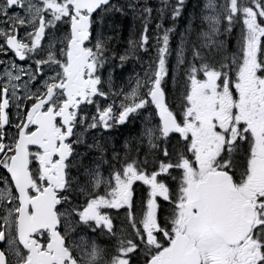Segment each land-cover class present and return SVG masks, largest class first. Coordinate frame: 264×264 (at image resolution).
I'll return each instance as SVG.
<instances>
[{"label":"flooded vegetation","instance_id":"1","mask_svg":"<svg viewBox=\"0 0 264 264\" xmlns=\"http://www.w3.org/2000/svg\"><path fill=\"white\" fill-rule=\"evenodd\" d=\"M51 35L55 36L56 31ZM106 38L108 42V37ZM90 41L91 39H89L88 43H90ZM106 49H108L107 45ZM35 63L36 66L32 64V66H29V70L34 72L39 78L43 75L53 76L54 74L52 71L55 70L58 71L56 74L60 75L61 65L59 64L40 58H38ZM252 73L253 72L250 73V81L247 79L243 82L238 81L236 83L231 82V80L225 82L223 79H219L215 76L211 79L212 83H210V86L207 85L208 83H205L203 86H207L200 90V93L204 91L202 93L203 98L201 97V104L196 106L194 97H189L183 111L186 117L198 116L199 113L207 117H210L212 114L215 119L216 117L213 113L217 116L218 127L216 126V130L219 137L215 152L216 157L212 159V161H202L204 164L202 167H205L203 175L201 174L202 176L209 172L225 171L234 180L236 170L234 171L233 168H243L245 172L243 181L240 178L233 188L236 195L243 202L250 203L252 207L250 216L254 225L250 236L237 246L229 247L224 245L222 241H218L219 264H264V157L259 158L260 161H251V152H256L257 145L264 151V114L257 113L256 111L253 112L252 110L255 107L264 105V80H252ZM62 75H64V70ZM59 81L58 78H53L50 84L59 83ZM170 84L171 80H166L159 82L158 86L164 92L166 99H168V108L175 113L178 111V103L175 98L176 90L170 91ZM48 87L45 90H47ZM89 91L91 92V90ZM146 96L147 98L144 95L141 96L144 102L138 99V107L141 109L142 113H147L150 108L148 95ZM54 97L55 95H52L50 102H48L49 104L43 107V113H46L48 108H53V113L60 108L62 98L56 105L54 104ZM45 98L46 93L39 97L40 100L37 101V105L41 104L42 100ZM95 99H97L96 102L89 106L87 114H85L80 126V119L77 118L85 104L73 112L74 132L70 142H68V146L72 151V156L70 160L65 163L63 168L65 186L62 193L59 194L60 203L65 202L67 197H71L74 203L75 201L77 202V197L90 196L92 194L108 197V193L112 192V182L110 173H108V169L112 168V165H108V163H115V161H108V97L100 95V98L96 97ZM34 113L38 112L35 111ZM127 114L126 125H130L133 120V117L129 116L131 110H128ZM29 115L34 118L33 113H29ZM217 121L215 122L217 123ZM9 122H11L10 117H8V125ZM210 124L212 123L210 122ZM80 128L83 129V132L91 134L94 141H90V144L82 146L81 139L77 136ZM124 128L127 136L124 137L119 147L110 148L111 153L114 152V154L123 155V149H125L124 152L129 151L132 157L140 155L142 152L141 149L143 148L142 146H144V141L138 130H133V126H125ZM56 130H59L58 133L63 131L59 122L57 123ZM98 131L99 134L97 135ZM30 132L31 125L28 127V133ZM153 136L152 133L150 139H153ZM152 144L155 146L160 145L158 141H153ZM109 146H111V144ZM31 153L32 161L30 172L36 188L29 192V196L33 197L46 187L47 184L46 180L42 178V171L38 172L35 165V161L39 158V151L32 149ZM255 155L258 156L257 153L253 154L254 157ZM6 162L7 161H0V187H4L5 185ZM130 162L136 165L138 169L139 166L142 165L141 161ZM53 163L54 162H51V160L49 161L50 166L48 169H51V171L54 170ZM189 165L192 166V161ZM248 171L255 175L253 180H249L252 186L244 185L247 180ZM125 172V175L130 177L131 174L129 170ZM54 175L55 174L50 172L46 173V176L49 178H52ZM194 178V176L190 178L191 183L194 181ZM132 179L135 181L138 180L139 182L129 183L126 191L122 193V196L132 195L130 203L126 202L127 204L125 206H128L132 212L137 214L143 210L144 201L142 200V195L145 194L143 189H146V186L140 182L145 181V174L143 173L137 179L132 176ZM187 192L188 195H192L190 186ZM116 193L117 192L112 193L111 196L116 195ZM115 206H119L120 208L125 207L121 204H115ZM1 215L2 212L0 211V216ZM3 225L0 219V231ZM70 228L69 219L63 217L62 234L66 240L65 242L68 249L73 247L67 235ZM46 235V233H43V235L38 236V242L41 245H43V243H45V245L47 244L48 235ZM86 239L91 241L89 238ZM6 242L5 239V243L2 246L5 255L7 252ZM75 247L80 248L79 241H76ZM85 247L89 251L93 249L90 245H86ZM71 255L76 262L82 263V258L73 253H71ZM6 257L7 264H30L28 254L18 263L14 261L10 255H6ZM63 264H68V262H64ZM85 264H89V262H85Z\"/></svg>","mask_w":264,"mask_h":264},{"label":"rangeland","instance_id":"2","mask_svg":"<svg viewBox=\"0 0 264 264\" xmlns=\"http://www.w3.org/2000/svg\"><path fill=\"white\" fill-rule=\"evenodd\" d=\"M178 1L180 2L181 6L185 5L184 9L187 8L186 13L184 14L185 15L184 19H187L186 27H188L187 30L189 32V33L182 32L181 36L180 33H178V36L182 37L183 40L188 42L189 44L188 46L190 47L191 50L192 47H196V49H194L195 50L194 55L199 54L198 53L199 51H204L206 48L211 47V51H210L211 53L207 52L208 54H206V56L209 57L210 55H216L217 49L219 50L222 49L223 43H221V38L218 37V35L223 34L220 32H221V27L224 29L225 22L228 23L229 30H232L234 28L238 31L247 30V35L244 36V40H246V43H243L244 53H246L247 51H251L250 45L253 42V39L251 38L253 31L258 29L264 30L262 26L257 24V17H260V22L261 24L264 25L263 11L258 10V6H256L255 4L253 5V9L251 6L250 7L248 6L252 11L250 13L248 8L242 6V4H244L243 0H189V1L177 0V2ZM239 11H242L243 14H245V17L241 22L235 21V18L237 17ZM253 12H257L258 15L256 14L255 17ZM183 13L184 12H182V10L180 9L177 13V18L178 16L179 17L182 16ZM168 29L169 28L167 26L157 27L155 25H149V27L146 29L141 28V31L146 30L148 37L152 39V41L150 42L154 43V48H157L160 44L159 41L168 32ZM180 30L183 31L184 28H181ZM109 31H113V29H109ZM224 32L228 33L227 31ZM239 34L242 35V33ZM108 39L109 40L112 39L110 35H108ZM114 42L113 43L115 44L114 46L115 50L111 51L109 47L108 52L111 51L110 53H113L115 51L120 52L121 48L128 43V40H120L114 38ZM178 46L180 47L182 46L181 42H178ZM168 51L170 52L171 50L168 49ZM130 54L131 53H128V55ZM190 57H193V52H192V56L190 55ZM126 59L129 60L130 57H126ZM249 64H250L249 61L246 60L237 69V77L239 81L243 82V80L245 79ZM131 78L132 75L126 73L125 75L121 76V78H119V81H116L117 85L108 81V97L114 98L115 104L118 107H121L125 103L127 104V102H133L135 96L140 92L139 83L137 82L132 84ZM98 85H101V79H99V81L96 82V85L94 86V90L97 91V93L94 94H100V90L99 88H97ZM252 110L253 112L256 111L257 113L264 114V105L255 107ZM212 140H213L212 146L216 148L217 143L215 142V135H213ZM201 143L202 145H204L202 136H201ZM254 153H257L258 156L255 155L253 161H260L259 158L264 157V151L258 145L256 152H252V155ZM180 217L181 216H178L176 220H178ZM195 229L198 230V227L196 225H195ZM90 243L93 244L92 241H90ZM204 251H205L204 254L206 256H211V257L213 255L217 256L216 255L217 245H210L208 247L204 246ZM104 252L105 254H107V251ZM108 254H110V252ZM116 255H117V251L115 252L114 255H110V257L113 258ZM110 264H113L112 261Z\"/></svg>","mask_w":264,"mask_h":264},{"label":"water","instance_id":"3","mask_svg":"<svg viewBox=\"0 0 264 264\" xmlns=\"http://www.w3.org/2000/svg\"><path fill=\"white\" fill-rule=\"evenodd\" d=\"M160 118L163 121V133L168 134L171 130L174 129V123L169 117V115L164 110H160ZM28 143L25 141H20L17 148V155L14 159V163L12 166V170L10 172L12 179L15 180L19 174H17L18 169L21 171L23 166L26 163V152L25 148ZM216 179L209 177L204 183L200 184L197 188L198 197L200 204L203 207V213L206 222L208 223L209 227L212 231L218 235V232L221 228L219 221L221 218V211L219 207L222 203L221 199H229L231 194L225 193V195H221V193L212 192V188L215 187ZM216 188V187H215ZM49 210L46 208L45 205L39 207L36 214L39 217L47 216ZM35 217L34 223L36 219L43 220L42 218ZM241 218L237 217L235 219V225L232 229L233 236L239 234V237L244 236L245 232L243 231V225L240 223ZM239 224L241 227H239ZM224 231L227 234L228 228L224 227ZM188 240L185 237H178L171 250L165 251L161 254L160 258H156L150 262V264H201L199 252L196 249H192L186 252L185 248L187 246Z\"/></svg>","mask_w":264,"mask_h":264},{"label":"bare ground","instance_id":"4","mask_svg":"<svg viewBox=\"0 0 264 264\" xmlns=\"http://www.w3.org/2000/svg\"><path fill=\"white\" fill-rule=\"evenodd\" d=\"M195 5V4H194ZM193 9V8H192ZM149 27V25L148 24H138V26H137V29L139 30V31H141V28H144V29H146V28H148ZM112 39H110L111 40V42L113 43L114 42V38L113 37H111ZM115 43V42H114ZM113 43V45H111V46H108V49H109V47H110V49H111V51H114L115 50V44ZM151 43V42H150ZM151 45H152V47H154V43H151ZM110 51V52H111Z\"/></svg>","mask_w":264,"mask_h":264},{"label":"trees","instance_id":"5","mask_svg":"<svg viewBox=\"0 0 264 264\" xmlns=\"http://www.w3.org/2000/svg\"><path fill=\"white\" fill-rule=\"evenodd\" d=\"M260 5L264 6V0H260Z\"/></svg>","mask_w":264,"mask_h":264}]
</instances>
